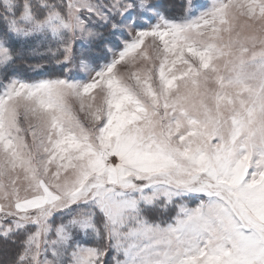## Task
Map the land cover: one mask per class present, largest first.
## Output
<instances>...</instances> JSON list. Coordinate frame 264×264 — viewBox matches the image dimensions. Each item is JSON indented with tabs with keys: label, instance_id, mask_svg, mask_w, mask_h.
Wrapping results in <instances>:
<instances>
[{
	"label": "snow or ice",
	"instance_id": "obj_1",
	"mask_svg": "<svg viewBox=\"0 0 264 264\" xmlns=\"http://www.w3.org/2000/svg\"><path fill=\"white\" fill-rule=\"evenodd\" d=\"M0 264H264V0H0Z\"/></svg>",
	"mask_w": 264,
	"mask_h": 264
},
{
	"label": "rangeland",
	"instance_id": "obj_2",
	"mask_svg": "<svg viewBox=\"0 0 264 264\" xmlns=\"http://www.w3.org/2000/svg\"><path fill=\"white\" fill-rule=\"evenodd\" d=\"M83 119V117H81Z\"/></svg>",
	"mask_w": 264,
	"mask_h": 264
}]
</instances>
